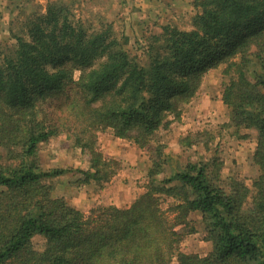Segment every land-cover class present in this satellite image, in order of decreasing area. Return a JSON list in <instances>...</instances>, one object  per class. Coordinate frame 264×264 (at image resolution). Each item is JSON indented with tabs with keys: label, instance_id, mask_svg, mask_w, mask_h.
Returning <instances> with one entry per match:
<instances>
[{
	"label": "trees",
	"instance_id": "trees-1",
	"mask_svg": "<svg viewBox=\"0 0 264 264\" xmlns=\"http://www.w3.org/2000/svg\"><path fill=\"white\" fill-rule=\"evenodd\" d=\"M192 5V28L161 25L136 40L141 56L110 23L89 30L73 21L63 1L28 15L25 35L0 53V264H264V0ZM219 66L221 127L255 135L250 183L222 178L211 131L177 137L181 148L202 147L186 160L156 136ZM106 129L148 152L144 191L85 215L52 193L67 169H43L37 154L66 133L88 160L75 169L76 185L101 186L120 169L98 149ZM196 225L210 243L203 256L179 249Z\"/></svg>",
	"mask_w": 264,
	"mask_h": 264
},
{
	"label": "rangeland",
	"instance_id": "rangeland-1",
	"mask_svg": "<svg viewBox=\"0 0 264 264\" xmlns=\"http://www.w3.org/2000/svg\"><path fill=\"white\" fill-rule=\"evenodd\" d=\"M7 1L8 5L5 4V0H0V53L15 43V36L25 35L24 24L28 15L34 11H44L46 4L53 0ZM56 1L68 4L73 14L71 19L79 21L86 29L92 30L110 23L119 42L136 56L142 55L136 40L142 37L146 39L150 33H158L160 26L165 23L189 30L192 28V18L198 11L192 5V0H173L171 3L166 0L161 9H151L145 13L142 10L131 12L130 6L121 5L116 0ZM157 16L160 17L156 20ZM220 71L221 66L207 70L194 98L182 107L180 118L176 120L170 115L169 126L161 127L156 136L160 143L166 145V151L179 154L186 160L195 159L203 152L202 147L195 145L190 149L181 148L177 143V137L197 131H211L214 135L211 149L212 151L215 149L223 160L222 178L232 175L250 183L258 172L251 160L255 135L248 132L247 138H237L221 127L228 121V111L220 99L222 83L226 80ZM75 73L77 77L78 72ZM97 137L98 149L102 154L105 157H114L120 162L117 173L101 186L76 185L75 179L79 173L75 172V169L87 167L88 160L79 148L72 145V139L66 133L43 143L37 154L43 169L52 167L67 169L66 173L53 179L52 193L55 197H63L85 215L97 205L111 204L119 207L129 205L137 196L138 190H141L140 186H144L146 182L145 170L149 155L145 149H140L127 139L115 137L110 129L97 132ZM192 218L195 222L198 219L196 215ZM196 226L197 231L186 235L179 249L203 256L209 251L210 243L203 240L202 232L199 226ZM170 264L178 263L173 259Z\"/></svg>",
	"mask_w": 264,
	"mask_h": 264
},
{
	"label": "crops",
	"instance_id": "crops-1",
	"mask_svg": "<svg viewBox=\"0 0 264 264\" xmlns=\"http://www.w3.org/2000/svg\"><path fill=\"white\" fill-rule=\"evenodd\" d=\"M116 1H118V3H120L121 5L125 4L126 6H130L129 10H131V12H133L135 10H137V11L142 10L145 13L146 11H149L151 9H156V8H160L161 9L165 5V1L166 0H116ZM167 1L169 3H171L173 0H167ZM169 3H167L166 6H168ZM5 4L6 5L9 4L7 0H5ZM2 5H3L2 7H4V3ZM158 17H160V16H157L156 20H157ZM140 188H141V190L140 191L138 190L137 194L143 192V189H144L143 185H141ZM209 249H210V246H209Z\"/></svg>",
	"mask_w": 264,
	"mask_h": 264
}]
</instances>
